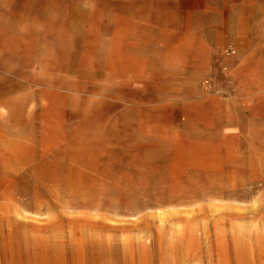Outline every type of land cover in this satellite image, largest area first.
<instances>
[{
  "label": "rangeland",
  "instance_id": "rangeland-1",
  "mask_svg": "<svg viewBox=\"0 0 264 264\" xmlns=\"http://www.w3.org/2000/svg\"><path fill=\"white\" fill-rule=\"evenodd\" d=\"M0 264H264V0H0Z\"/></svg>",
  "mask_w": 264,
  "mask_h": 264
}]
</instances>
